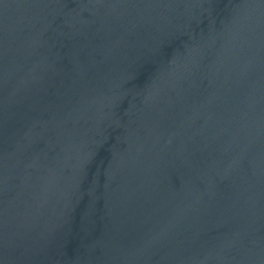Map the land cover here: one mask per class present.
Instances as JSON below:
<instances>
[{"label":"water","instance_id":"obj_1","mask_svg":"<svg viewBox=\"0 0 264 264\" xmlns=\"http://www.w3.org/2000/svg\"><path fill=\"white\" fill-rule=\"evenodd\" d=\"M0 264H264V0H0Z\"/></svg>","mask_w":264,"mask_h":264}]
</instances>
